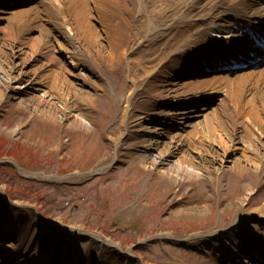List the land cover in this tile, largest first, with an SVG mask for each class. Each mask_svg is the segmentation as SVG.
<instances>
[{"label": "rangeland", "instance_id": "1", "mask_svg": "<svg viewBox=\"0 0 264 264\" xmlns=\"http://www.w3.org/2000/svg\"><path fill=\"white\" fill-rule=\"evenodd\" d=\"M135 3L136 0L127 1L123 9L127 40L135 24L145 23L138 18ZM10 23L15 30L13 47L17 49L22 47L17 40L37 32L29 30L30 25L25 22L1 19L0 44L10 43L6 39ZM165 36L161 32L155 38ZM23 49L32 51L28 46ZM47 60L40 56L33 66L41 68ZM48 64L63 68L61 61L56 67L55 63ZM102 74L110 83L97 91L93 105L87 107L78 98L72 100L74 109L89 120L90 128L50 119L19 105L16 99L0 107V187L13 200L7 203L0 193V217L6 216L18 225V240L24 241L21 248L27 252L25 261L42 259L39 256L43 240L45 247L57 241L63 255L85 254L82 264H215L220 250H227L239 240L235 232L251 230L264 237V222H260L256 212L257 207L264 205V164L260 170L250 169L244 175L225 167L221 171L213 169L214 178L207 175L178 182L151 166H141L143 154L139 147L145 137L135 135L141 129L136 120L162 98H155L147 88L141 89L133 102L132 122L128 125L132 135L124 139L115 162V144L123 133L127 103L126 98L118 101L117 96H126L131 88L127 61L121 58L120 62L105 64ZM13 127L19 130L13 133L9 130ZM197 152L202 153L203 149L197 147ZM209 155L211 159L217 157L214 153ZM10 158L18 159L23 169L55 175L115 164L91 177L76 174L60 180L26 175L14 168ZM241 198L248 200L237 207ZM193 205L209 207L203 214L185 210ZM29 208L58 221L59 226L41 229ZM236 218L235 230L230 232L233 242L222 244L219 231L232 229ZM77 225L83 231L76 234L71 226ZM198 232L201 233L195 235ZM165 233L168 235L163 236Z\"/></svg>", "mask_w": 264, "mask_h": 264}, {"label": "bare ground", "instance_id": "2", "mask_svg": "<svg viewBox=\"0 0 264 264\" xmlns=\"http://www.w3.org/2000/svg\"><path fill=\"white\" fill-rule=\"evenodd\" d=\"M127 1L133 3V0H14L15 4L24 6L8 18L27 23L29 30L37 29L38 33L17 40L22 44L17 49L12 43L14 26L7 25L6 39L10 43L0 44V104L7 98L16 99L19 105L50 119H59L72 127L90 128L89 120L83 112L74 109L72 100L78 98L87 107L93 105L97 91L110 83L102 74L104 65L124 58L131 88L126 96L116 95L118 101L123 98L127 101L123 133L115 141L118 147L123 145L124 138L132 135L128 125L134 112L133 102L141 89L147 88L155 98L162 96L160 99L187 98L181 93L184 90L197 95L204 91L212 95L220 93L213 102H208L214 104L210 109L205 104L196 109L183 107L177 114H189L184 120L178 119V124L166 123L177 115L167 102L156 100L136 120L141 129L135 135L145 137L140 151L141 166H151L177 182L207 175L214 178L212 170L221 171L225 167L241 175L250 169L260 170L264 164V67L232 76L219 73L218 69L214 77L196 80L186 78L185 71L179 68L186 61L180 49L227 41L231 37V14H264V7L252 8L253 11L246 13L239 8L241 0H136L137 16L145 23L135 24L127 40L123 25ZM185 26L189 32L178 36L184 33ZM161 32L166 36L155 38ZM27 46L31 52L23 49ZM40 56L47 57L48 62L36 68L33 63ZM60 61L63 68H51L48 64L55 63L56 67ZM185 66L191 68L188 62ZM172 127L180 131L173 133ZM9 130L16 133L19 127ZM197 147L204 153L197 152ZM210 153L217 157L209 158ZM114 154L117 155V150ZM22 170L41 178L67 177ZM247 200L241 198L237 207ZM227 205L232 206L229 202ZM208 207L193 205L185 210L203 214ZM256 212L263 223L264 205L257 207ZM237 221L238 218L232 221V229L219 231L222 244L233 242L228 233L234 231ZM71 228L83 231L78 225ZM12 234L0 228V240L14 241L18 233ZM93 234L111 241L100 233ZM9 245L13 247V243ZM237 250L231 251L232 256H237L228 264H252Z\"/></svg>", "mask_w": 264, "mask_h": 264}, {"label": "flooded vegetation", "instance_id": "3", "mask_svg": "<svg viewBox=\"0 0 264 264\" xmlns=\"http://www.w3.org/2000/svg\"><path fill=\"white\" fill-rule=\"evenodd\" d=\"M15 159V158H14ZM17 160V159H16ZM20 164H21V162L19 161V160H17ZM13 165V164H12ZM14 166V165H13ZM15 168V167H14ZM75 176V175H74ZM47 178H49V177H47ZM43 179H44V177H43ZM4 190H5V188H4ZM1 193V192H0ZM9 193V192H8ZM2 194V197L4 198V200H11L12 202H13V200L12 199H9V198H7V197H5L4 195H3V193H1Z\"/></svg>", "mask_w": 264, "mask_h": 264}]
</instances>
